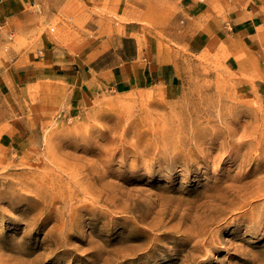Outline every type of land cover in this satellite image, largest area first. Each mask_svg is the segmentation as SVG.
Listing matches in <instances>:
<instances>
[{"label": "rangeland", "instance_id": "374dc122", "mask_svg": "<svg viewBox=\"0 0 264 264\" xmlns=\"http://www.w3.org/2000/svg\"><path fill=\"white\" fill-rule=\"evenodd\" d=\"M226 58L78 110L0 71V264H264V91Z\"/></svg>", "mask_w": 264, "mask_h": 264}, {"label": "crops", "instance_id": "0c3cea01", "mask_svg": "<svg viewBox=\"0 0 264 264\" xmlns=\"http://www.w3.org/2000/svg\"><path fill=\"white\" fill-rule=\"evenodd\" d=\"M65 17L68 48L44 29ZM205 51L227 52L264 91V0H0L1 73L20 92L36 83L38 99L45 84L66 86L70 110L102 88L172 89L186 58Z\"/></svg>", "mask_w": 264, "mask_h": 264}]
</instances>
